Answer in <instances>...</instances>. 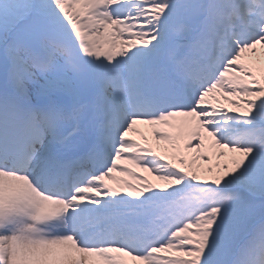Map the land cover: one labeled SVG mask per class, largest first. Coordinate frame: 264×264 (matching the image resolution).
Returning <instances> with one entry per match:
<instances>
[{
  "label": "snow or ice",
  "instance_id": "snow-or-ice-1",
  "mask_svg": "<svg viewBox=\"0 0 264 264\" xmlns=\"http://www.w3.org/2000/svg\"><path fill=\"white\" fill-rule=\"evenodd\" d=\"M0 264H264V0H0Z\"/></svg>",
  "mask_w": 264,
  "mask_h": 264
}]
</instances>
